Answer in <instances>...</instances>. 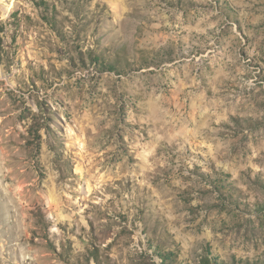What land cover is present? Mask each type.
<instances>
[{
	"label": "rangeland",
	"instance_id": "1",
	"mask_svg": "<svg viewBox=\"0 0 264 264\" xmlns=\"http://www.w3.org/2000/svg\"><path fill=\"white\" fill-rule=\"evenodd\" d=\"M0 264H264V0H0Z\"/></svg>",
	"mask_w": 264,
	"mask_h": 264
},
{
	"label": "trees",
	"instance_id": "2",
	"mask_svg": "<svg viewBox=\"0 0 264 264\" xmlns=\"http://www.w3.org/2000/svg\"><path fill=\"white\" fill-rule=\"evenodd\" d=\"M43 6L45 5L46 6V8L48 7V5H49V3L47 2V1H43ZM48 20H49V18H48Z\"/></svg>",
	"mask_w": 264,
	"mask_h": 264
}]
</instances>
